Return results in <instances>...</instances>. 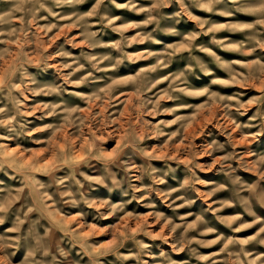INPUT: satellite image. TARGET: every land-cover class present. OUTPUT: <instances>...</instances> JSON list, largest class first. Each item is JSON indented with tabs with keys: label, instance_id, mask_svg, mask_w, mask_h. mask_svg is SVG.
I'll use <instances>...</instances> for the list:
<instances>
[{
	"label": "rangeland",
	"instance_id": "rangeland-1",
	"mask_svg": "<svg viewBox=\"0 0 264 264\" xmlns=\"http://www.w3.org/2000/svg\"><path fill=\"white\" fill-rule=\"evenodd\" d=\"M14 7L0 0V14L13 15L0 25V82L19 84L23 66L39 94L12 93L28 135L4 138L0 129V153L15 159L0 170V203L14 200L0 243H15L17 216L40 215L28 209L53 169L70 172L61 160L119 154L132 162L112 169L120 188L94 184L91 206L56 204L42 220L57 226L65 264H138L129 236L149 245L146 264H232L228 252L241 247L233 240L248 241V259L264 264V0H85L35 19ZM85 21L95 36L78 26ZM7 91L0 107L11 109ZM91 164L81 170L104 174ZM148 165L157 171H137ZM5 251L10 264H27L22 244Z\"/></svg>",
	"mask_w": 264,
	"mask_h": 264
},
{
	"label": "clouds",
	"instance_id": "clouds-1",
	"mask_svg": "<svg viewBox=\"0 0 264 264\" xmlns=\"http://www.w3.org/2000/svg\"><path fill=\"white\" fill-rule=\"evenodd\" d=\"M12 3L15 4V7L13 8V12H23L26 16H31L33 19L36 17V13L40 11L41 9L47 11L50 15H56V13H53L52 8H61L63 6H75L78 4H82L85 2V0H11ZM219 2V0H217ZM47 5H51V7H48ZM75 15V13H73ZM13 19L12 12L0 14V25L3 24H10ZM84 17H78V20L84 21ZM79 27L84 29V34L86 35V38H91L96 35V33H89L87 31L88 25L85 21L84 23L78 24ZM15 33V29H13L11 32L8 33L9 36L13 35ZM3 33H0L2 35ZM90 47H96L97 45L94 43L89 44ZM63 55H67V53H63ZM32 63H37L36 61H32ZM20 71L19 84L11 83V77H9V82L4 83L0 82V93H4L5 88H7V98L12 104V108H6V107H0V129H2L5 133L8 135L4 138H12L13 135L15 137H22L28 135L26 128L28 121L21 119H17V117H23L26 115V113L21 112L20 108V101L12 95L13 91H18L20 96H23L25 100H27V96H25V92L31 91L33 95H38L39 92H37L35 89H32L29 87V84H34L35 80L32 79L28 74L26 69H23ZM48 67L47 64H45V68L42 70H46ZM43 91V90H41ZM51 91L57 92L59 94L58 89H52ZM182 91V90H180ZM168 99H179L178 96H171L169 95L167 97ZM148 102L142 101V106L146 107V104ZM44 107L48 106H42L40 108V111H43ZM165 111H169L165 109ZM52 113H45V115H49ZM155 114V113H153ZM43 118V117H41ZM162 124H166L167 122L162 121ZM43 129H37V131H42ZM159 134H163L162 132ZM135 146V145H134ZM127 147V144L125 145ZM137 151L143 152L142 149H138ZM95 159L98 160L103 165L104 174L102 176H89L85 171L81 170V165L85 167H96V165L91 164V161ZM65 164L68 165L70 168V172L66 176H57L54 174L55 169L52 170V173H50V183L47 184H40L39 187L43 188L44 191L39 199V201L34 205L33 207L28 209V212H36L40 215L36 219H29L28 213H24V220L22 221L20 219V216H17L16 220V227L14 231L17 232V235L15 237V243L14 244H5L0 243V253H3V255H0V264H10V261L8 259V254L6 253V248L9 247H17L19 248L21 244L28 250V256L25 258L27 261V264H65V261H67L69 253L65 251L63 247H61V244L63 243V239L61 237H58L56 235V225L51 224L50 226H46L44 223H42V220H45L47 218V210L49 208H52L56 204L63 205H69L72 208L79 207L80 204H86L91 206L92 201L89 199L90 192L94 190V184L102 185L105 188H108V181H111L112 184L116 188L121 187L122 182H117L114 178V174L112 169L113 168H119L121 170H126L129 167L132 166L131 160H124L121 159L119 154L116 157L113 158H101L97 157L95 155L90 154L88 158L82 160V161H73L71 159H64L60 161L59 167H63ZM5 165H7L9 168L14 167L15 165V159L9 158L3 155V153H0V170L5 169ZM151 169L149 172V175L152 173H155L157 169L151 168V165H148V168H144L143 166L138 167L137 171H140L141 173L147 172L148 169ZM19 171V168L16 169ZM7 174V172L5 173ZM82 177L83 179H80ZM14 178V177H13ZM162 182V181H160ZM130 187H133L131 184H129ZM49 189H52L51 194H49ZM112 188H109V191H112ZM135 190V189H134ZM258 196L260 194H257ZM47 201H51L52 203L49 204ZM14 203V200H6L3 203H0V213L3 215H0V224L4 223L6 215L9 211V209L12 207V204ZM25 206H22V209ZM83 215V213H81ZM27 221L29 224V227L26 230L22 231V224ZM198 223H203V221L198 218L196 222H194L191 227L195 229L197 227ZM61 231H65L64 229H60ZM237 231L239 229H236ZM214 231L213 229H205L201 235H207L209 232ZM67 235L68 233L65 232ZM75 239V237H72ZM127 239H133L135 244L139 246L140 252H137L133 255V258L138 261V264H146V261H143L140 259L141 253L144 249L148 248L149 245L144 244L140 240H136L134 237H127ZM219 239V238H218ZM0 240H3V238H0ZM167 242V241H165ZM190 242V241H189ZM199 243H205V244H213L216 243L217 240H211V241H197ZM232 244H240L241 247L238 252H228V256L235 257V261L232 262V264H256V261L260 260V257L257 256L255 259H248L252 254L249 252H246L243 248V244L248 243V241H238L233 240L230 241ZM259 243L261 245H264V239L260 240ZM123 244V240H121V245ZM222 251H227V246L225 249H222ZM39 253L40 257L37 259V254ZM58 254V255H57ZM14 255V253H13ZM59 257H63L64 259H58ZM241 256L244 257V259H241ZM128 257H122V259H127ZM201 259H206L205 257H201ZM213 264H216V262H213ZM227 264V262H226Z\"/></svg>",
	"mask_w": 264,
	"mask_h": 264
}]
</instances>
